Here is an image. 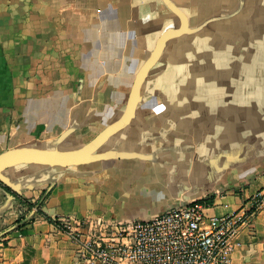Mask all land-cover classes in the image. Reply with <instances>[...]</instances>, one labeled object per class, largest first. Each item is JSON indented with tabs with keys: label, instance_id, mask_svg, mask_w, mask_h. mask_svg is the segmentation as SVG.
Instances as JSON below:
<instances>
[{
	"label": "crops",
	"instance_id": "0c3cea01",
	"mask_svg": "<svg viewBox=\"0 0 264 264\" xmlns=\"http://www.w3.org/2000/svg\"><path fill=\"white\" fill-rule=\"evenodd\" d=\"M188 31L166 41L134 116L98 152L59 167L18 164L0 185V264H86L64 218L148 219L173 205L238 210L264 186V0H168ZM164 0H0V152L76 149L122 114L157 38ZM17 193L54 222L33 213ZM230 264H264V206ZM99 264V263H96Z\"/></svg>",
	"mask_w": 264,
	"mask_h": 264
},
{
	"label": "built area",
	"instance_id": "2783aa9c",
	"mask_svg": "<svg viewBox=\"0 0 264 264\" xmlns=\"http://www.w3.org/2000/svg\"><path fill=\"white\" fill-rule=\"evenodd\" d=\"M206 206L201 200L173 205L129 221L64 218L57 228L76 243L74 255L86 264H230L236 235L264 206V186L234 212L209 216Z\"/></svg>",
	"mask_w": 264,
	"mask_h": 264
},
{
	"label": "water",
	"instance_id": "95a60500",
	"mask_svg": "<svg viewBox=\"0 0 264 264\" xmlns=\"http://www.w3.org/2000/svg\"><path fill=\"white\" fill-rule=\"evenodd\" d=\"M168 8L179 18L177 28L165 30L156 40L155 45L144 63L139 68L130 89L125 108L120 117L104 127L98 134L83 146L76 149H44L30 146L11 148L0 152V182L9 188H13L10 181L4 175V170L18 164H35L44 166L68 167L89 163L92 161L108 158L110 154L98 152L101 145L113 134L129 124L134 116V111L139 99L141 85L150 68L159 59L163 47L171 38L177 37L188 31L187 19L184 13L164 0Z\"/></svg>",
	"mask_w": 264,
	"mask_h": 264
},
{
	"label": "trees",
	"instance_id": "16d2710c",
	"mask_svg": "<svg viewBox=\"0 0 264 264\" xmlns=\"http://www.w3.org/2000/svg\"><path fill=\"white\" fill-rule=\"evenodd\" d=\"M0 185L6 190V191H11L12 190L8 187V186H5L4 184H2L0 182ZM16 201H17V204L20 206V207H25L27 210H30L35 202L31 201L29 198H26L22 195H19L17 193H13ZM36 215H40L42 216L43 218H45L46 220L50 221V222H54V220H52L49 216H47L46 214H44L40 207L38 206L36 212H35ZM34 216L32 214V216H30L28 219L25 218V214H21V216L16 220L17 222V225H16V228H18L19 230H23L26 226H27V223L30 219H32Z\"/></svg>",
	"mask_w": 264,
	"mask_h": 264
}]
</instances>
